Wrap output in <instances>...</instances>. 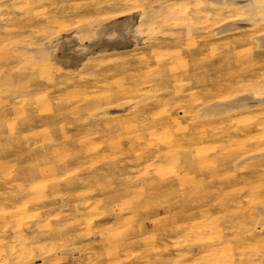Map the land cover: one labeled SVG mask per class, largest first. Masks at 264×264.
<instances>
[{
    "label": "bare ground",
    "instance_id": "bare-ground-1",
    "mask_svg": "<svg viewBox=\"0 0 264 264\" xmlns=\"http://www.w3.org/2000/svg\"><path fill=\"white\" fill-rule=\"evenodd\" d=\"M34 1L0 0V42L9 40L16 47L30 12L62 8L61 1L48 6H35ZM133 9L125 1L108 16L79 26L73 45L68 40L46 46L33 41L25 47L31 55L22 71L30 68L33 88L17 97L14 92L10 107L0 106V123L12 116L17 121L29 110L22 130L16 125L8 135L0 126V245L8 239L18 245L17 256L0 252V264H264V0H151L138 14ZM9 23L15 26L4 34ZM201 23L209 29L210 43L224 40L233 49H252L251 55L238 58L221 50L209 64L236 66L238 93L212 97L192 111L190 98L177 92L159 94L157 103H150L147 95L132 118L119 113L136 106L125 93V65L143 62L132 69L139 70L141 90L158 83L159 92L183 81L178 77L169 83L177 62L170 66L158 52L138 57L130 50L144 41L156 45ZM82 64L87 73L77 75L74 70ZM192 74L198 81L194 67ZM72 110L91 111L87 122L103 126L102 131L71 135L63 120ZM207 118L245 126L249 132L242 137L217 142L235 150L229 163L236 169L249 160H258V165L203 194L178 179L145 184L130 178L131 165L149 172L141 168V159L151 145L161 153L158 162L185 163L175 171L187 175L201 154L193 147L195 138L180 135L179 128L183 119L189 127ZM143 122L154 123L153 136L136 138L127 147L122 131ZM135 153L141 161L131 164L126 158ZM147 220L167 235L161 240L178 237L177 230L188 238L217 232L220 250L196 246L191 239L185 247L142 250Z\"/></svg>",
    "mask_w": 264,
    "mask_h": 264
},
{
    "label": "rangeland",
    "instance_id": "rangeland-1",
    "mask_svg": "<svg viewBox=\"0 0 264 264\" xmlns=\"http://www.w3.org/2000/svg\"><path fill=\"white\" fill-rule=\"evenodd\" d=\"M52 1H61L62 8L57 12L55 10L45 13L42 8L30 12L28 17V25L25 34L21 37L19 44L16 47L9 43V40H3L0 42V106L8 108L11 106L13 94H21L23 91L33 88V78L26 71L24 67L27 65L31 52L26 49V46L35 45L46 46L50 43H57L62 40H68V44L73 45V38L75 37L76 29L90 21H94L99 18H104L109 14L115 12V9L119 8L120 5L128 1L134 8L133 12L138 14L140 9L145 3L151 0H35L32 4L35 6H48ZM61 18L62 22H58L56 18ZM15 25L12 23L5 24L3 27L4 34H7L14 28ZM29 30V31H28ZM209 29L206 23H201L193 30L186 29L184 31L177 32L173 38L161 40L156 45H150L148 42H142L141 45H137L130 50L131 54L139 53L137 56H149L154 52H158V57L167 61L170 66L173 65L176 70V75L170 77L169 83H174V79L178 77L183 79L182 82L175 86H168L164 90L157 91L158 83H154L155 88L151 90H141V81L137 75L139 70H132L138 68L143 62L135 61L133 64L125 65L127 77L125 86H127L126 94L133 100L136 105L140 100L146 99L147 95H150V103H157L160 100L159 94H167L173 96L175 92L182 95L183 98H190L192 104L191 111L194 108H200L206 103L207 100L213 99L212 97L220 98L224 96H235L241 88V82L239 81V72L236 66H227L226 63H218L216 65H209L211 62L220 55V51L224 50V54L231 58H238L240 55L246 56L251 55L252 49L249 47H237L236 49L230 48L224 40H214L210 43V36L208 33ZM133 44L131 43L130 46ZM5 48H8L6 50ZM4 50V51H3ZM197 59V60H196ZM170 61L172 63L170 64ZM154 67L157 65L152 64ZM193 67L195 72L199 74V80L195 81L192 78ZM214 67L213 69H210ZM87 65L82 64L77 67L74 71L78 75L79 73H87ZM131 71L128 72V70ZM207 69H210L207 71ZM119 70V67L115 68ZM205 70V71H204ZM211 75H208V73ZM202 74H207L203 77ZM125 75V74H123ZM122 75V76H123ZM120 78V76H118ZM205 79V81L203 80ZM119 80H114V85H117ZM206 84V85H204ZM63 86V84L61 85ZM50 90H53L51 87ZM145 94V97L144 95ZM15 97V98H16ZM145 103V101L143 102ZM57 104V102H56ZM56 106V105H55ZM138 110L136 105L134 108H129L120 111L119 113L125 114L132 118L134 112ZM26 109L20 114L17 121L12 116V119L7 122L0 123L1 128L6 131L9 135L10 131H13L15 126L18 125L20 130L23 129L22 122L27 116ZM180 115L185 112L179 111ZM44 115L49 112L42 113ZM29 115V114H28ZM67 120L64 121V127L70 132V134L79 135V133H91L93 131H102L103 126H92L87 119L91 116V111H68L66 114ZM185 119L183 124L179 128V134H184L186 137H194L193 147L200 149V156L195 159L197 162L194 166L190 167V171L187 175L175 171L179 168V164L176 160H169L168 163L161 164L158 162L159 156L155 145H151L149 150L146 151L145 156L141 159L144 162L145 170L149 172H141L135 169L134 166H130L129 170H132V180L138 182L143 181L145 184H159L160 180L174 181L178 179L182 180V183H190L197 186V192L203 194L209 187L218 186L222 184L233 183L236 176L240 174L241 170H251L258 165V160H249L243 168L236 169L230 165L229 161L235 156V150L229 147L222 148L217 141L222 140L223 143H227L228 139H234L242 137L246 132L245 126L240 125L238 122H232L228 120L226 122L213 121L209 118L197 120V123L190 124L187 126ZM154 123L143 122L130 124L125 132L122 131V137L127 147H133V140L136 138H150L153 136L151 133L153 130ZM253 126V124L248 127ZM83 127L85 128L82 131ZM188 127V128H187ZM104 130V129H103ZM260 134V133H259ZM258 135V134H256ZM262 135V134H261ZM264 137V135H263ZM154 143L153 141H150ZM131 164L141 161L138 159V154L135 156L126 158ZM157 162V163H156ZM263 162L264 167V159ZM191 163V162H190ZM185 163H181L183 166ZM142 173V174H141ZM141 174V175H140ZM130 175V174H129ZM180 183V182H179ZM163 212L160 216H163ZM169 223V221H168ZM146 231L142 234L140 249H146L150 247H185L189 246L191 239L192 243L199 246H208L215 250H220V237L217 232H198L193 237L188 238L186 235H181L184 232L177 230L178 237L168 236L161 240V237L167 236L162 235V231H156L155 226L151 220L146 221ZM201 225H200V227ZM15 242L12 239H8L7 244L0 245V252L6 254L7 252L12 256H17L18 245L14 246ZM5 249V250H3ZM39 257V256H38ZM41 257V256H40ZM47 262H50L46 259ZM41 262V260H40ZM65 264H67L65 262Z\"/></svg>",
    "mask_w": 264,
    "mask_h": 264
}]
</instances>
